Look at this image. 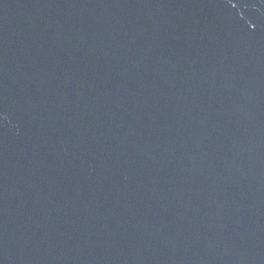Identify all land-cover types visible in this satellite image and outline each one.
I'll return each mask as SVG.
<instances>
[{"label": "water", "instance_id": "obj_1", "mask_svg": "<svg viewBox=\"0 0 264 264\" xmlns=\"http://www.w3.org/2000/svg\"><path fill=\"white\" fill-rule=\"evenodd\" d=\"M0 264H264V0H0Z\"/></svg>", "mask_w": 264, "mask_h": 264}]
</instances>
